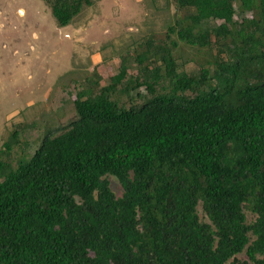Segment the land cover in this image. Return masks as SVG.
Wrapping results in <instances>:
<instances>
[{
    "label": "trees",
    "instance_id": "1",
    "mask_svg": "<svg viewBox=\"0 0 264 264\" xmlns=\"http://www.w3.org/2000/svg\"><path fill=\"white\" fill-rule=\"evenodd\" d=\"M42 1L58 26L91 4ZM172 2L66 124L0 141V264H264V0ZM180 43L210 57L187 72Z\"/></svg>",
    "mask_w": 264,
    "mask_h": 264
},
{
    "label": "rangeland",
    "instance_id": "2",
    "mask_svg": "<svg viewBox=\"0 0 264 264\" xmlns=\"http://www.w3.org/2000/svg\"><path fill=\"white\" fill-rule=\"evenodd\" d=\"M174 11L172 0H91L68 25L58 26L42 0H0V141L19 128L33 150L42 131L74 117L72 101L85 78L98 76L107 85L124 54L142 49L145 38L168 41ZM174 55L187 72L210 57L208 48L182 43ZM108 180L119 196L118 180Z\"/></svg>",
    "mask_w": 264,
    "mask_h": 264
}]
</instances>
